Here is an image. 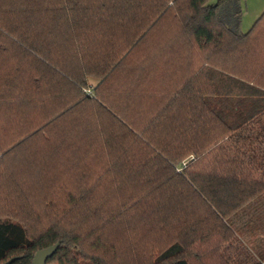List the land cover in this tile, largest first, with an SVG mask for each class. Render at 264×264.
<instances>
[{"label":"trees","instance_id":"trees-1","mask_svg":"<svg viewBox=\"0 0 264 264\" xmlns=\"http://www.w3.org/2000/svg\"><path fill=\"white\" fill-rule=\"evenodd\" d=\"M0 0V264H264V11Z\"/></svg>","mask_w":264,"mask_h":264},{"label":"rangeland","instance_id":"rangeland-1","mask_svg":"<svg viewBox=\"0 0 264 264\" xmlns=\"http://www.w3.org/2000/svg\"><path fill=\"white\" fill-rule=\"evenodd\" d=\"M215 0H210L213 3ZM259 0H241V32L251 29L262 11ZM237 237L253 255L257 254L264 244V193L246 204L229 221ZM264 246V245H262ZM49 264H56L54 262Z\"/></svg>","mask_w":264,"mask_h":264},{"label":"water","instance_id":"water-1","mask_svg":"<svg viewBox=\"0 0 264 264\" xmlns=\"http://www.w3.org/2000/svg\"><path fill=\"white\" fill-rule=\"evenodd\" d=\"M56 245L53 247H49L46 249L39 250L34 253L32 264H45L46 261L53 255L55 251ZM13 261V259H10L2 264H9Z\"/></svg>","mask_w":264,"mask_h":264},{"label":"crops","instance_id":"crops-1","mask_svg":"<svg viewBox=\"0 0 264 264\" xmlns=\"http://www.w3.org/2000/svg\"><path fill=\"white\" fill-rule=\"evenodd\" d=\"M259 6H261L260 10H264V0H259V3H258Z\"/></svg>","mask_w":264,"mask_h":264}]
</instances>
